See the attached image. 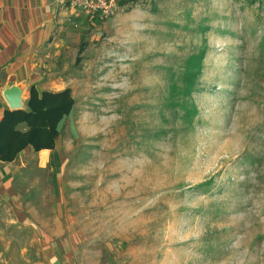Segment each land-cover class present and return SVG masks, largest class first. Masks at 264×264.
<instances>
[{
    "label": "rangeland",
    "instance_id": "obj_1",
    "mask_svg": "<svg viewBox=\"0 0 264 264\" xmlns=\"http://www.w3.org/2000/svg\"><path fill=\"white\" fill-rule=\"evenodd\" d=\"M69 8L34 74L73 108L45 161L0 163V264H264V0Z\"/></svg>",
    "mask_w": 264,
    "mask_h": 264
},
{
    "label": "crops",
    "instance_id": "obj_2",
    "mask_svg": "<svg viewBox=\"0 0 264 264\" xmlns=\"http://www.w3.org/2000/svg\"><path fill=\"white\" fill-rule=\"evenodd\" d=\"M74 12L76 10L55 0H0V86L3 90L18 85L22 90V105L29 86L36 89V83L41 79H36L34 72L39 69L46 74L51 69V60L57 63L62 52L70 47L75 36V30L70 26L76 21ZM54 84L52 81L39 82L40 88L36 91L56 92L67 87L63 82ZM3 109L0 107V117ZM42 150L37 151L41 162L50 151Z\"/></svg>",
    "mask_w": 264,
    "mask_h": 264
},
{
    "label": "trees",
    "instance_id": "obj_3",
    "mask_svg": "<svg viewBox=\"0 0 264 264\" xmlns=\"http://www.w3.org/2000/svg\"><path fill=\"white\" fill-rule=\"evenodd\" d=\"M200 55L190 56L186 61L184 77L189 80L188 94L201 69V59L198 58L196 61L195 58ZM73 104L74 98L68 87L56 92L46 90L37 92L35 87L30 85L23 108L15 110L5 108L2 111L0 162L13 161L18 153L26 148L33 152L41 149L52 150L59 136L58 125L70 113ZM189 111L193 113L194 108Z\"/></svg>",
    "mask_w": 264,
    "mask_h": 264
},
{
    "label": "built area",
    "instance_id": "obj_4",
    "mask_svg": "<svg viewBox=\"0 0 264 264\" xmlns=\"http://www.w3.org/2000/svg\"><path fill=\"white\" fill-rule=\"evenodd\" d=\"M78 9L89 18L103 19L113 16L119 9L121 0H55Z\"/></svg>",
    "mask_w": 264,
    "mask_h": 264
},
{
    "label": "water",
    "instance_id": "obj_5",
    "mask_svg": "<svg viewBox=\"0 0 264 264\" xmlns=\"http://www.w3.org/2000/svg\"><path fill=\"white\" fill-rule=\"evenodd\" d=\"M21 94L22 90L17 85H11L2 90V97L8 109L15 110L22 107Z\"/></svg>",
    "mask_w": 264,
    "mask_h": 264
},
{
    "label": "bare ground",
    "instance_id": "obj_6",
    "mask_svg": "<svg viewBox=\"0 0 264 264\" xmlns=\"http://www.w3.org/2000/svg\"><path fill=\"white\" fill-rule=\"evenodd\" d=\"M21 96H22V94H21Z\"/></svg>",
    "mask_w": 264,
    "mask_h": 264
}]
</instances>
